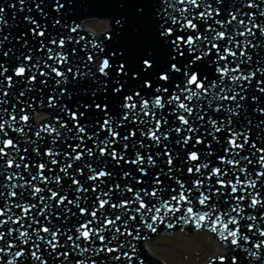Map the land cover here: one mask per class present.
Wrapping results in <instances>:
<instances>
[{
  "label": "snow or ice",
  "instance_id": "1",
  "mask_svg": "<svg viewBox=\"0 0 264 264\" xmlns=\"http://www.w3.org/2000/svg\"><path fill=\"white\" fill-rule=\"evenodd\" d=\"M44 2L15 35L0 6V264H143L141 230L181 222L264 264V0H150L170 51L137 71Z\"/></svg>",
  "mask_w": 264,
  "mask_h": 264
},
{
  "label": "water",
  "instance_id": "2",
  "mask_svg": "<svg viewBox=\"0 0 264 264\" xmlns=\"http://www.w3.org/2000/svg\"><path fill=\"white\" fill-rule=\"evenodd\" d=\"M61 2L63 3L64 0H61ZM54 3L55 0H45L43 5L45 11L48 14V30L53 34H55L56 28L59 26L53 27L51 21L54 17L59 18L62 15L68 20V22H74L78 24L80 26L79 35H82L88 39L95 38L97 42H100L104 40L106 34L109 33L112 35L113 39L111 41H106V43L113 51H123V59L127 63L128 67L133 71L139 70V58L145 49H152L155 54L156 62L160 63L161 65H163L168 58L167 53L170 51V49H167L164 46L163 42L159 39L155 31V25L153 23L154 5L150 2V0H74V5H66V8L61 10V13L54 11L52 7ZM11 4H15L16 7H7V5ZM0 6H5L4 16L9 22V27L5 28L4 31H11L14 35L18 32L25 31L28 28L27 23L24 21V17L29 15L27 11L28 7L33 8L31 15L38 17V13L35 11L33 0H25L24 11H19L20 5L18 0H0ZM121 17L124 19V21H126L123 29H119L115 25V19ZM89 19L105 20L107 26L96 31L86 25V21ZM72 35L75 36L76 34L73 33ZM68 47H71V45H68ZM261 55L264 56V50L261 51ZM133 83L136 82L134 81ZM51 86L53 85L50 84V87ZM22 87L24 86H17L16 89L13 90H19V88ZM31 95H33V93H26V96ZM261 107H264V97H261ZM33 109L34 110L31 112L29 123L35 127H39L41 124L49 122L48 120L52 119V115L55 116L56 114L54 111L51 113V111L46 107H40L39 103L34 104ZM260 119H264V117H260ZM42 135L45 137V139L44 141H40V143L46 144L50 137L46 133H42ZM260 135H257L255 132L252 133V138L258 141L257 146H259ZM32 138L35 139L34 136ZM197 147H200V145H197ZM220 148L221 145L214 144L215 151H219ZM73 167H75V164ZM116 171H119V169H116ZM88 183L93 182L89 181ZM65 190L67 191V185L65 186ZM88 195L89 197L92 196L91 191L88 193ZM176 215H180V213H177ZM53 222L55 223V221ZM178 230L188 234L204 230L209 234L213 241L217 242L219 246L223 248V251L211 254L202 264H209L213 258H218L220 256L225 257L224 264H230V249L224 247L223 243L219 241L214 234L203 228L197 229L192 223L183 224L182 222L176 224V226L171 229L167 228L164 224H160L155 233H152L147 229L141 230L142 239L136 241V243L137 255L141 258V260H143V264H180L176 262H165L161 257L153 253L146 244L147 240L154 238L160 233L170 234ZM240 259L242 262L244 261L243 256H241ZM216 264H220L218 259L216 260ZM244 264H246V262H244Z\"/></svg>",
  "mask_w": 264,
  "mask_h": 264
},
{
  "label": "rangeland",
  "instance_id": "3",
  "mask_svg": "<svg viewBox=\"0 0 264 264\" xmlns=\"http://www.w3.org/2000/svg\"><path fill=\"white\" fill-rule=\"evenodd\" d=\"M86 25L96 31L107 26L105 20L101 19H89ZM146 244L167 263L202 264L211 254L223 251L204 230L192 234L180 230L170 234L160 233L147 240Z\"/></svg>",
  "mask_w": 264,
  "mask_h": 264
}]
</instances>
